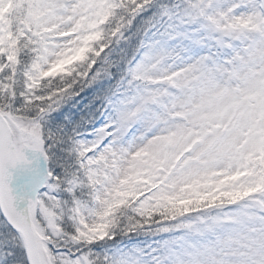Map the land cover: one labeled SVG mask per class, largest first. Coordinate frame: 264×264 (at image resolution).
<instances>
[{"label":"snow or ice","instance_id":"1","mask_svg":"<svg viewBox=\"0 0 264 264\" xmlns=\"http://www.w3.org/2000/svg\"><path fill=\"white\" fill-rule=\"evenodd\" d=\"M0 264H264V0H0Z\"/></svg>","mask_w":264,"mask_h":264}]
</instances>
